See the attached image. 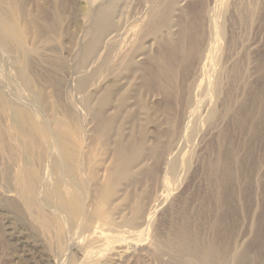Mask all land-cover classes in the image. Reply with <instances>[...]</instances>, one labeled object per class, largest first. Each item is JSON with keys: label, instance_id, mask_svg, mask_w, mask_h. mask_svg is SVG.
I'll use <instances>...</instances> for the list:
<instances>
[{"label": "rangeland", "instance_id": "rangeland-1", "mask_svg": "<svg viewBox=\"0 0 264 264\" xmlns=\"http://www.w3.org/2000/svg\"><path fill=\"white\" fill-rule=\"evenodd\" d=\"M170 3V32L149 27ZM108 12L127 28L97 44ZM0 27V264H202L212 248L222 260L208 264H264V0H0ZM107 86L105 115L127 102L123 145L147 149L140 176L112 190L100 185L119 140L101 145L92 120Z\"/></svg>", "mask_w": 264, "mask_h": 264}, {"label": "bare ground", "instance_id": "bare-ground-1", "mask_svg": "<svg viewBox=\"0 0 264 264\" xmlns=\"http://www.w3.org/2000/svg\"><path fill=\"white\" fill-rule=\"evenodd\" d=\"M2 2V1H1ZM115 3H112L111 6L114 7ZM150 7V6H149ZM175 11V6H172V4H168L164 7L163 11L152 20V23L149 25H155L157 27H162L163 29V33L166 34L168 32H170V28L172 26L171 24V19L173 18V12ZM224 12H225V8L222 11V13H220V15H218V17L216 18L215 22L218 24L219 26L223 25V21H224ZM216 13V12H215ZM148 17V16H147ZM216 17V16H215ZM214 17V18H215ZM211 19V18H210ZM196 20L192 21L193 24H196L195 22ZM213 21V20H212ZM134 24V23H133ZM91 26V25H90ZM218 26V27H219ZM4 27V26H3ZM211 27V26H210ZM127 27L125 28H117L115 25H113L112 21L110 20V14L109 12L104 14V16L101 19L100 24L97 26L96 29H94V36H95V40L96 43H100L101 41H107V43H111L113 42L118 34L120 33V31L122 29L126 30ZM143 28V27H142ZM7 29V28H6ZM11 29V28H10ZM138 29V28H137ZM210 29V28H209ZM140 31V30H139ZM212 31V30H211ZM3 29H1L0 27V35H2L3 33ZM109 32V33H108ZM136 32V31H135ZM107 33V34H106ZM210 34V32H209ZM213 34V33H211ZM140 36V35H139ZM170 36V35H169ZM19 37V36H18ZM123 37V36H122ZM141 37V36H140ZM214 44L215 46L211 50V54L210 56H213L212 58L214 59V61H212V63H215V68L219 69V56H220V49H221V37H222V31L219 30L218 33L216 32L214 34ZM24 38V37H23ZM210 38V37H209ZM8 39V38H7ZM108 39V40H107ZM107 46V45H106ZM172 47H175L174 50L176 51H183L184 46L183 43H174V45ZM93 48V47H92ZM118 48V47H117ZM84 49V48H83ZM94 49V48H93ZM126 49V48H125ZM115 50V49H114ZM117 50V49H116ZM190 51V49H188ZM97 51V50H96ZM102 51V50H101ZM138 51H141L139 49H137V47L132 48V51H130V53L132 54V52L137 53ZM191 52V51H190ZM209 52V53H210ZM204 51L198 55V59L201 63L202 60V55H203ZM116 54V53H115ZM131 54H129L131 56ZM217 54H219L217 56ZM206 55V54H205ZM97 56V55H96ZM123 57V56H122ZM121 57V58H122ZM115 58V57H114ZM22 59V58H21ZM205 59V56L203 58V60ZM212 59V60H213ZM17 60V59H16ZM15 60V61H16ZM106 61V60H105ZM26 62V61H25ZM109 62V61H108ZM111 62V60H110ZM123 62H125L126 65L132 66V67H138L136 69H143L140 66V61H134V59H127L124 60ZM158 67L156 68V71L154 73L155 77L161 78L164 80V92L167 93L169 90V84L171 83V80L174 77V73H175V66L173 65V63H171V61H169L168 59L164 58V56L159 59L158 61ZM19 64V63H18ZM30 64V63H29ZM24 65V64H23ZM26 65V64H25ZM213 65V64H212ZM202 66V65H201ZM208 66V65H207ZM29 67V66H28ZM144 70V69H143ZM96 71V70H95ZM216 71V70H215ZM219 71V70H218ZM97 72V71H96ZM205 72V71H204ZM210 73V72H209ZM219 73V72H218ZM217 73V74H218ZM215 74V73H214ZM202 75V74H201ZM134 76V75H133ZM136 76V75H135ZM134 76V77H135ZM203 77V75H202ZM98 78V77H97ZM134 79V78H133ZM215 79V78H214ZM89 78H86L84 80V82L82 83L81 86H83L82 88H84L85 84L88 82ZM150 80H151V76L146 75V77L144 78V86L149 87L150 85ZM213 80V79H212ZM216 81V80H215ZM212 83V82H211ZM210 83V84H211ZM216 84L213 86L212 88V96L214 97L215 93L218 90V83L215 82ZM209 87V86H208ZM211 87V86H210ZM209 87V89H210ZM195 89V87L193 86L191 88V92L193 93V90ZM205 89V87H204ZM203 90V89H202ZM207 90V88H206ZM1 92V91H0ZM203 93V92H202ZM86 94V93H85ZM5 95V94H4ZM114 95V90L112 87H105L104 89V93L102 98L98 101V108L97 110H93L92 111V120L95 123V129H94V135L97 138V141L101 144L104 145L106 144V136L110 133H115L119 142L117 144L116 150H115V163L113 165V167L110 169V171L108 172V177L107 180L104 182V184L100 185V188L102 190H112V187L114 188V185L116 184V182L119 181H128L131 180L133 178L134 172L133 170L136 169L138 167V170H136V174L137 176H140L141 171L143 170V161H141L145 154V151H147V149L144 147V145L141 144H133L130 143V145L126 144L125 146L123 145V134H122V130L117 126V122L118 119L121 118L122 116V111L125 108V105L127 104V102H123L122 104L119 105V109L118 111L113 115V116H107L105 115V109L108 106V102L112 99ZM205 95V94H204ZM207 97V95H206ZM20 98V97H18ZM203 101V100H202ZM191 107H193L194 102L193 99L191 97ZM33 105V104H32ZM15 106V105H14ZM94 106V105H93ZM74 107V106H72ZM84 109V108H83ZM192 111V110H191ZM191 113V112H190ZM193 114V113H192ZM80 115V114H79ZM81 116V115H80ZM194 117V115H192ZM191 117V116H190ZM199 121V117L198 115L196 117H194V126L192 127V133L190 134V138L193 137L194 134V129L198 126L197 122ZM85 125V124H84ZM83 131L85 130V128L82 129ZM37 132V131H36ZM21 135V134H20ZM50 135V134H49ZM16 140V139H15ZM52 138H51V142H52ZM62 143V142H61ZM33 146V145H32ZM5 147V146H4ZM34 147V146H33ZM36 147V146H35ZM5 149V148H4ZM50 149V146H49ZM51 151V150H50ZM52 153V152H51ZM82 154V153H81ZM43 155V154H42ZM59 155V154H58ZM81 156V155H80ZM191 156V155H190ZM187 157L184 160V165H183V170H185V168H188L190 165V159L191 157ZM66 157V156H65ZM82 157V156H81ZM48 158V157H47ZM75 158V157H74ZM81 161V171L85 174V167H86V159H79ZM141 161V162H140ZM64 163V162H63ZM15 164V163H14ZM168 179L171 182L175 183L177 181V179L179 178V176L181 175V171H182V164H181V159L180 157H176L175 159H172L169 164H168ZM18 168V166H17ZM67 171L66 167H63L62 169H60L59 174L61 176L65 175V172ZM83 174V175H84ZM69 175V174H68ZM71 176V175H70ZM86 177V176H85ZM84 177V178H85ZM4 178V177H3ZM83 178V179H84ZM86 179V178H85ZM137 180V177L135 178V182ZM86 181V180H85ZM34 183V182H33ZM11 186V185H10ZM2 187V186H1ZM79 187V186H78ZM7 189V188H6ZM51 189V188H50ZM63 192V191H62ZM56 198V197H55ZM41 201V200H40ZM136 212L139 213L140 210L136 209ZM133 224H136L137 222L135 220H132ZM180 250H182V245L179 246ZM218 260H222L220 258V253L218 250L216 249H210L205 255L204 258L202 260V264H208L211 262H217ZM222 262V261H221Z\"/></svg>", "mask_w": 264, "mask_h": 264}]
</instances>
